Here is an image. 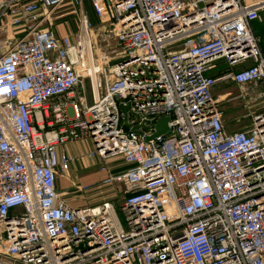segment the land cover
Returning <instances> with one entry per match:
<instances>
[{"label": "built area", "instance_id": "built-area-1", "mask_svg": "<svg viewBox=\"0 0 264 264\" xmlns=\"http://www.w3.org/2000/svg\"><path fill=\"white\" fill-rule=\"evenodd\" d=\"M65 1L0 0V264H264V110L228 131L211 94L264 86V0H89L114 55L82 0L73 40L40 26ZM218 59L250 63L214 78ZM85 138L127 164L104 180L123 186L125 225L57 190L72 160L57 146Z\"/></svg>", "mask_w": 264, "mask_h": 264}, {"label": "rangeland", "instance_id": "rangeland-1", "mask_svg": "<svg viewBox=\"0 0 264 264\" xmlns=\"http://www.w3.org/2000/svg\"><path fill=\"white\" fill-rule=\"evenodd\" d=\"M244 3H247L248 0H243ZM83 3V9L87 13L88 20L92 25L93 28V34H94V42L97 44L102 52H108L110 55H114V53H110L112 49H116V40L114 39V35L111 33V29L113 26L112 18L102 21L99 15L97 14L96 10L94 9L93 5L89 0H82ZM70 11L75 15H77V22L79 27V10L74 9L70 3V0H66L62 5L56 7L50 17L56 13H59L61 11ZM72 14V15H73ZM76 17V16H75ZM114 22V21H113ZM53 23V20L51 19V24ZM103 26H106L105 28ZM46 27V26H44ZM252 27L254 30V33L257 37L260 38V45L264 51V21L259 20H253L252 21ZM21 34V32H19ZM110 34V39L108 40L110 44V48L106 47V42L101 41V39L105 36ZM223 62L222 59L216 60V64H221ZM227 85H232L231 83H226ZM85 92L87 95L88 102L91 101V93L90 88L88 86V83L85 85ZM234 86V85H233ZM80 89V87H77V90ZM226 90L223 84L218 83L214 89L212 90L211 94L213 98H218L217 94H221L222 91ZM236 91V92H235ZM231 92V90H230ZM244 92H247V96L242 97L241 99L238 98L236 95H238V91L236 87H233L232 93L225 97V98H218L219 101L217 103L218 108L222 111V117L223 121L225 123V128L228 131H236L241 130L243 128H247L251 125L252 118L247 116L248 113H259L264 110V86L258 84V83H252L247 86ZM82 143L86 144L89 147H92L94 150V145L91 141V139L86 138L84 141H81ZM98 157V156H96ZM107 161H104L103 164L106 165ZM115 172L117 170V167L119 166H111ZM83 168L84 166H74L72 168V179L75 180V182L83 183L84 180H82L83 176ZM114 184L117 182L113 181ZM112 182L110 183H104L102 180L90 183L89 188L85 190L82 193H73V187L70 185L69 181H63L61 182V187L57 190H66L68 192V195L66 196V199L68 202L70 201V196H75L76 202L74 203V206H84V205H90L88 202V197L93 196L97 193H100L101 191L105 190H112V187L114 186ZM110 201L115 209V212L117 214L118 219L122 223V225H125L124 217L121 211V204L120 198L116 196L115 194L111 193L109 194V197L106 199Z\"/></svg>", "mask_w": 264, "mask_h": 264}, {"label": "crops", "instance_id": "crops-1", "mask_svg": "<svg viewBox=\"0 0 264 264\" xmlns=\"http://www.w3.org/2000/svg\"><path fill=\"white\" fill-rule=\"evenodd\" d=\"M22 1H28V0H22ZM255 1H257V0H248L247 3H252ZM72 14H73L72 12L65 11V9H64V11H61V12L56 13V14L51 16V19L53 20L52 24L48 25L46 22H44L40 26L41 27H44V26L50 27L54 31L56 36L59 38H61L63 36H70V38L73 40L75 34L78 31V22H77L78 18H77V15H75L76 16L75 17L74 14L73 15ZM250 25H251V28L253 30L252 22ZM253 32H254V30H253ZM261 49H262V47H261ZM263 53H264V51H263ZM218 60H220V59H218ZM215 61L213 62L214 67L208 72V74L214 78H219L221 76H224L230 72H233V71L240 69L245 64L247 65L250 63L249 61H245V62H243V64L240 63V64H236L233 66H228L224 60L219 65L216 64ZM218 83L223 84L224 87L226 88V90L222 91L221 94H219V95L217 94L218 98H225V97L229 96L232 93L234 86L236 87L237 91L239 92L238 95H236L238 98L241 99L242 97L247 96V94H248L247 92H244V91L249 84L244 85V86H239L233 80H231L229 78H226V79H224ZM226 83H231L232 85H227ZM216 85L213 86L212 90L214 89V87ZM230 90H231V92H230ZM248 95H250V94H248ZM85 139L68 141V142H65L63 144H59L57 146V152L59 155H66L70 159H72L70 161L68 170L66 172H62L61 175H59V177L56 180L58 188L61 187V185H60L61 182L66 180V181H69L70 185L74 188L72 191L73 193H82L89 188L90 183H95V182H98L101 180L104 182V180L109 176V174H116V173L122 171L123 169H125V166H127V164L125 163V161L123 160V158L121 156L108 157L105 160H102L99 157H96L97 155L92 156V157L88 156V153L90 151H92L93 148L89 147L86 144L81 142V141H84ZM104 161H107L106 165L103 164ZM74 166H84V168H83V176L84 177L82 178V180H84L83 183L75 182V180L72 179L73 178L72 177V168ZM111 166H119V167H117V170H115V172H114V170ZM111 182L114 184L113 181H111ZM76 186L86 188V189L79 191L76 189ZM59 191L67 192L66 190H59ZM111 193L118 196L120 198V202L121 201L123 202V198H124L123 186L121 183L117 182L112 187V190H108V189L105 190L104 189L100 193H97L93 196L88 197V202L90 205H84V206L98 205L102 201L106 200L109 197V194H111ZM76 198L77 197H75V196H70L69 204L71 206H74V203L76 202ZM84 206H74V207H84Z\"/></svg>", "mask_w": 264, "mask_h": 264}, {"label": "water", "instance_id": "water-1", "mask_svg": "<svg viewBox=\"0 0 264 264\" xmlns=\"http://www.w3.org/2000/svg\"><path fill=\"white\" fill-rule=\"evenodd\" d=\"M167 122H168V116L158 118L154 125L155 132L151 136H147L146 140H149L155 136L169 133L170 128L168 127Z\"/></svg>", "mask_w": 264, "mask_h": 264}]
</instances>
